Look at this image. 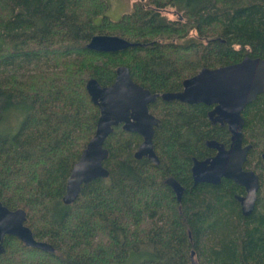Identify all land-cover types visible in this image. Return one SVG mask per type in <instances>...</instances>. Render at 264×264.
<instances>
[{
	"label": "trees",
	"instance_id": "1",
	"mask_svg": "<svg viewBox=\"0 0 264 264\" xmlns=\"http://www.w3.org/2000/svg\"><path fill=\"white\" fill-rule=\"evenodd\" d=\"M107 8V0H0V202L23 209L25 225L52 247L6 237L0 264H264V89L241 111L251 144L243 167L259 184L250 213L232 179L193 182L192 158L215 153L206 141L229 144L227 125L208 117L212 105L160 97L148 105L159 118L158 162L135 157L142 137L115 126L102 143L107 175L63 201L99 114L88 79L109 85L123 65L161 94L181 90L201 68L264 58V0H133L117 20ZM96 34L132 45L88 49ZM8 112L12 122L1 124Z\"/></svg>",
	"mask_w": 264,
	"mask_h": 264
},
{
	"label": "water",
	"instance_id": "2",
	"mask_svg": "<svg viewBox=\"0 0 264 264\" xmlns=\"http://www.w3.org/2000/svg\"><path fill=\"white\" fill-rule=\"evenodd\" d=\"M130 45L131 42L116 35L96 34L89 39L86 47L97 51H116ZM85 89L99 114L92 138L72 167L63 195L64 202L74 200L82 183L107 175L102 166L107 150L102 143L115 126L120 125L125 131L135 132L142 137L134 153L135 157L146 156L153 162H158L153 150L152 136L159 118L149 112L148 105L160 97L163 100L175 99L190 104L201 102L212 105L208 117L212 123L227 125L229 144L225 147L215 140L206 141V145L214 148L215 153L204 159L192 158L190 171L193 182L216 184L221 178L232 179L244 188L243 195L235 196L241 212L244 215L251 212L259 184L254 170L243 169L251 144L243 143L241 111L264 89V58L245 56L237 63L201 68L194 75L185 78L181 90L176 92L152 93L134 82L128 68L123 65L116 68L111 84L101 86L97 80L91 78L86 81ZM170 185L179 200L182 186L176 180H172ZM25 219L26 213L23 209L10 210L0 202V241L4 234H9L17 237L26 246L52 251L48 242L34 237L31 229L24 224ZM191 263L195 264L193 258Z\"/></svg>",
	"mask_w": 264,
	"mask_h": 264
},
{
	"label": "rangeland",
	"instance_id": "3",
	"mask_svg": "<svg viewBox=\"0 0 264 264\" xmlns=\"http://www.w3.org/2000/svg\"><path fill=\"white\" fill-rule=\"evenodd\" d=\"M133 0H107L108 2V8L105 12V14L112 20H117L119 17H121V15L125 12H128L131 9V3ZM169 9V8H168ZM163 13L168 17V18H174L176 16V14H174L173 12L170 11H163ZM173 13V14H172ZM100 17L96 18V21L99 20ZM12 122L11 120V114L10 112H8L7 114H5L4 118L1 121V124L6 123L7 125H9ZM244 144H247L245 142H243ZM249 144V143H248ZM262 156V160L264 162V153L261 154ZM247 158V156H246ZM245 162V161H244ZM244 164V163H243ZM245 170H253V169H247L244 168ZM244 194V193H243ZM242 194V195H243ZM41 240V239H40ZM26 246V245H25ZM30 247V246H27Z\"/></svg>",
	"mask_w": 264,
	"mask_h": 264
},
{
	"label": "flooded vegetation",
	"instance_id": "4",
	"mask_svg": "<svg viewBox=\"0 0 264 264\" xmlns=\"http://www.w3.org/2000/svg\"><path fill=\"white\" fill-rule=\"evenodd\" d=\"M3 205V204H2ZM5 206V205H4ZM9 209V208H8ZM25 224V223H24ZM6 237H12V235H9V234H4L3 235V237H2V240L0 241V248L2 247V250L4 251V249H5V247H4V242H5V238ZM13 237H15V236H13ZM36 239H38L36 236H34ZM15 238H17V237H15ZM18 239V238H17ZM19 240V239H18ZM38 240H40V239H38ZM21 242V241H20Z\"/></svg>",
	"mask_w": 264,
	"mask_h": 264
}]
</instances>
